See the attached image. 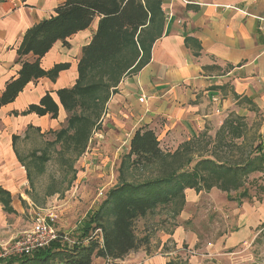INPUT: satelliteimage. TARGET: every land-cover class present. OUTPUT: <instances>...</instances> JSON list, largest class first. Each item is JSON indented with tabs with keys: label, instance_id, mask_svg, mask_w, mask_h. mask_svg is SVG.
Returning a JSON list of instances; mask_svg holds the SVG:
<instances>
[{
	"label": "trees",
	"instance_id": "16d2710c",
	"mask_svg": "<svg viewBox=\"0 0 264 264\" xmlns=\"http://www.w3.org/2000/svg\"><path fill=\"white\" fill-rule=\"evenodd\" d=\"M162 3L163 0H66L51 18L24 34L17 49L20 69L17 77L5 85L0 108L13 102L27 84L40 78L54 83L60 72L69 70L70 64L58 63L45 71L40 59L56 42L68 48L66 40L87 30L98 18L96 32L81 50L75 83L56 92L58 104L46 93L37 104L13 113L56 120L61 107L67 116L66 127L54 132L52 144L59 143L75 157H81L119 83L150 62L151 49L165 30ZM29 54L33 62L20 61ZM30 128L40 132L32 126L26 131ZM19 140L20 136L13 135L11 147L20 163L16 150ZM37 159L45 162L48 157L42 154ZM120 161L117 184L106 191L96 210L88 212L72 238L57 233V239L45 248L30 256L0 260V264H91L94 257L119 261L149 244V236L140 239L135 234L137 221L164 215L162 222L170 219L177 228L175 221L186 205V190L206 194L216 189L229 202L249 199L251 188L258 196L264 194V132L235 113L222 122L214 136L206 130L174 151L162 149L153 131L139 129ZM252 175L260 176L251 178ZM11 203V195L0 186L2 210L10 215L15 213ZM96 230L100 234H95Z\"/></svg>",
	"mask_w": 264,
	"mask_h": 264
},
{
	"label": "crops",
	"instance_id": "0c3cea01",
	"mask_svg": "<svg viewBox=\"0 0 264 264\" xmlns=\"http://www.w3.org/2000/svg\"><path fill=\"white\" fill-rule=\"evenodd\" d=\"M65 1L0 0V95L5 85L17 77V49L24 34L51 18ZM230 5L247 15L221 7ZM161 9L165 15L163 36L153 45L150 62L139 73L123 78L108 100L102 115L108 124L105 129L116 133L117 138L128 136V146L137 130L148 129L156 134L159 143L174 151L206 130L215 134L230 114L244 117L248 124L254 118L252 112H263L264 23L257 19H264V0H163ZM97 20L87 30L69 37L68 48L56 42L40 59L45 71L58 63L70 64L69 70L60 72L54 83L40 78L27 84L13 102L0 108V169L6 177H21L22 167L18 168L11 147L12 136L25 133L28 126L40 129L46 122L56 124L65 115L61 107L56 120L13 113L37 104L46 93L58 104L56 92L75 83L81 50L96 32ZM20 61L33 62L34 57L29 54ZM14 184L6 186L0 181L12 197L11 207ZM213 192L220 193L216 189L206 194L186 190L185 208ZM222 195L226 246L249 242L264 230V194L258 196L251 190L250 198L239 202H229ZM0 211L5 213L1 204ZM182 212L178 218L186 220ZM160 234L166 239L171 236ZM102 261L94 257L91 264ZM140 261L159 264L161 258Z\"/></svg>",
	"mask_w": 264,
	"mask_h": 264
},
{
	"label": "rangeland",
	"instance_id": "374dc122",
	"mask_svg": "<svg viewBox=\"0 0 264 264\" xmlns=\"http://www.w3.org/2000/svg\"><path fill=\"white\" fill-rule=\"evenodd\" d=\"M252 114L254 118L248 120V124L263 133L264 110ZM66 117V114L61 116L56 124L46 122L39 133L30 128L19 134L16 150L21 162L16 159V163L18 168L22 167L20 178L6 177L0 169L3 185L15 183L12 207L16 209L14 215L0 211V254L17 238L30 232L36 215L45 218L57 233L72 238L88 212L96 210L106 191L117 184L120 159L129 148L128 136L117 138L116 133L107 131L108 124L104 123L102 116L86 152L75 157L72 151L63 149L59 143L52 144L54 132L66 127ZM159 144L165 151L171 150L165 143ZM42 154L48 157L47 161L37 159ZM223 197L222 193L213 192L199 198L197 204L184 207L186 220H180L179 214L175 221L180 231L173 227L170 219L162 222L166 219L164 215L137 221L135 234L140 239L149 236L148 246L139 247L119 261L100 258L102 264H144L141 259L155 257L161 258L159 264H264V230L249 242L226 246ZM160 232L167 236L172 232V235L166 239ZM164 237L166 240L162 243Z\"/></svg>",
	"mask_w": 264,
	"mask_h": 264
},
{
	"label": "built area",
	"instance_id": "2783aa9c",
	"mask_svg": "<svg viewBox=\"0 0 264 264\" xmlns=\"http://www.w3.org/2000/svg\"><path fill=\"white\" fill-rule=\"evenodd\" d=\"M183 3H189V1H183ZM225 9H232L242 14H246L234 6H221ZM264 23V19H257ZM33 227L30 232L24 234L20 238H17L15 243L10 245L8 248H5L3 252L0 254V259H6L10 257L16 256H30L32 252L45 248V246L49 245L51 242L56 240L57 231L53 228V226L46 221L45 218L41 216H35L33 220ZM95 234H100V230H96Z\"/></svg>",
	"mask_w": 264,
	"mask_h": 264
}]
</instances>
